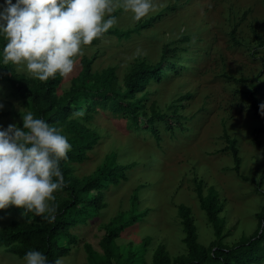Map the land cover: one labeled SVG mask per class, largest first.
<instances>
[{"label":"rangeland","instance_id":"obj_1","mask_svg":"<svg viewBox=\"0 0 264 264\" xmlns=\"http://www.w3.org/2000/svg\"><path fill=\"white\" fill-rule=\"evenodd\" d=\"M114 7L117 22L102 37L82 45L73 71L61 77L57 96L72 87L84 57L92 59V73L113 67L118 86L138 62L155 64L165 43L175 48L169 60L176 67L135 93L136 98L146 97L141 99L144 110H138L137 123L127 112L100 103L85 113L87 102L82 101L84 115L74 113L98 137L87 158L72 164V174L78 178L94 175L105 162L130 167L125 169L126 179L102 190L104 206L90 209L85 221L70 229L77 242L60 258L61 264H87L85 244L102 253L100 241L108 222L129 210L135 220L115 239L124 258L127 252H136L143 264H150L159 244L165 245L171 257L184 253L180 203L191 208L198 241L207 245L214 238L213 228L200 208L195 180L202 181L204 192L213 186L223 203L219 213L225 220L222 241L233 244L249 236L264 206V179L256 187L264 168V131L258 137L260 144L253 141V129L264 127V87L254 94L259 104L255 110L247 94L251 83L246 80L252 79L255 85L264 80V0H154L152 10L139 21H133L132 12L120 0H115ZM146 19L149 23L138 27ZM9 64L33 77L23 63ZM0 103L1 111L11 112L0 115V126H21V114L29 106L3 81ZM151 107L168 116L176 109L179 121L155 120L154 133L146 121ZM223 129L237 139L241 175L233 170ZM95 193L90 191L89 196ZM12 219L27 218L14 209L0 212L1 226ZM0 264H24V258L0 247Z\"/></svg>","mask_w":264,"mask_h":264},{"label":"trees","instance_id":"obj_2","mask_svg":"<svg viewBox=\"0 0 264 264\" xmlns=\"http://www.w3.org/2000/svg\"><path fill=\"white\" fill-rule=\"evenodd\" d=\"M149 21L150 19L144 20L138 24V27L147 25ZM4 42V37L0 36V50ZM174 51L175 48L169 43L163 44L160 58L155 64L138 62L123 75L120 86L114 77L113 67L92 73L90 71L92 59L84 57L80 74L73 79L72 87L60 97L56 95V89L61 82L62 75L57 73L54 78L50 77L47 81L27 77L18 73L9 63L5 64L2 51H0V81L7 82L15 94L23 97L29 106V111L35 116L56 125L72 145L67 157L60 159V168L65 179V185L60 190L64 192V195L55 194L54 218L47 219L44 215L38 216L33 212H27L24 214L27 218L25 220L12 219L9 223L0 225V247H4L8 252L20 258H24L25 252L29 249H39L45 252L48 259L52 261L69 253L71 244L77 242L76 235L70 229L84 222L90 209H99L104 206L102 190L107 189L110 183L117 184L120 179H126L125 169L130 167V164L105 162L94 175L78 178L72 174V164L82 162L87 158L88 150L98 137L97 132L79 121L74 113L80 110L82 101L87 102L85 113L100 103L103 106L110 105L116 112H127L137 123L138 110H144L141 99L146 97L136 98L135 93L145 91L152 80H158L167 70H173L176 67L175 62L169 60ZM246 80L251 83V90L247 94L256 110L259 104L254 94L264 87V80H259L257 85L253 84L252 79ZM190 95L185 94L184 97H190ZM170 113V116L166 113L161 114L151 107L146 119L147 127L155 133V120L169 122L174 119L178 122L180 116L176 113V109ZM8 114L11 112L0 110L1 116ZM171 124L167 129H172ZM263 131L264 127L253 129V141L256 144H260L258 137ZM223 136L233 158V170L240 174L241 158L237 139L230 138L225 129H223ZM243 178L246 177L243 176ZM263 179L264 168L256 183L257 188L261 187ZM93 190L96 193L89 196L90 191ZM195 192L200 208L212 225L214 238L207 245L198 241L197 226L191 208L180 203L177 211L184 232L182 241L186 251L171 257L165 245L159 244L153 252L150 264H254L264 262V206L257 213V227L254 232L249 236L240 237L233 244H227L222 241L225 220L219 215L223 209V203L218 192L213 186H209L204 192L201 180H195ZM10 209L22 213L21 208L15 205L0 209V212ZM134 220L135 214L129 210L126 214L121 213L109 221L106 233L100 241L102 253H98L89 244H85V251L88 255L87 264H143L142 256H138L136 252L129 251L124 258L115 241L120 231Z\"/></svg>","mask_w":264,"mask_h":264},{"label":"clouds","instance_id":"obj_3","mask_svg":"<svg viewBox=\"0 0 264 264\" xmlns=\"http://www.w3.org/2000/svg\"><path fill=\"white\" fill-rule=\"evenodd\" d=\"M120 3L132 12L133 21H139L154 7V0ZM114 4L115 0H0L3 62L23 63L41 81L57 73L69 74L82 45L102 37L117 22L112 15ZM21 115L22 126H0V209L15 205L23 215L33 212L52 219L55 193L65 185L60 159L67 157L72 145L56 125L31 111ZM75 115L83 116L84 112L78 110ZM24 264L61 261L49 260L39 249H29Z\"/></svg>","mask_w":264,"mask_h":264}]
</instances>
